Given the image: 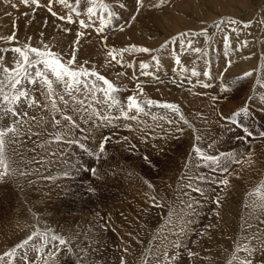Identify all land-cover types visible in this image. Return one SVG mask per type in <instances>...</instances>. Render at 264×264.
<instances>
[{
  "label": "rangeland",
  "instance_id": "1",
  "mask_svg": "<svg viewBox=\"0 0 264 264\" xmlns=\"http://www.w3.org/2000/svg\"><path fill=\"white\" fill-rule=\"evenodd\" d=\"M11 2H15L17 7L12 8L10 3L0 0V48L10 49L25 42L26 37H32L34 46L43 39L54 50L63 48L65 53L68 52L78 22L68 25L66 21L53 17L48 12L47 0H40L42 6L35 11L20 4L19 0ZM69 2L75 3V0ZM103 2L115 9L121 0ZM246 2L248 6L239 3L233 6L240 12L236 16L230 13V4L225 6L229 13L215 9L209 4H214V0H171V6L164 7L163 11L148 9L131 24L124 25L121 19L123 32L117 28L106 29L101 34L93 29L84 30L86 36L81 37L83 43L77 48L78 59L81 64L87 61L85 67H95L99 74L113 83L118 89L115 95L119 100L126 102L128 95L137 93L136 85L140 84L143 90L140 99L177 104L188 124L182 125L181 133H174V127L167 120H160L161 115L174 119V113L155 107L149 110L145 106L151 115L141 114L136 122L121 118L115 122L116 127L97 128L95 135L82 132L81 129L91 128V124L75 116L79 126L71 132L67 126L60 128L64 138L55 141L52 133L56 129L50 122L52 113L42 107L43 97L34 93L41 105L34 108L25 105L28 116L24 118L23 133L18 142L8 148L9 157L27 171V179H20L17 183L0 182V251L7 250L23 238L28 232L25 225L35 224L37 220L41 229L47 226L57 233L73 234L76 241L73 247L90 249L89 264L93 260L96 264H120L122 257L126 264H156L157 257H160L163 264L165 251L169 257L168 264H235L231 252L235 242L241 240L245 233L264 239V211L258 205L253 207L258 197L250 198L257 186L264 185V139L259 136L264 131V88L260 87L264 83V0ZM81 3L84 4L85 0ZM175 3L186 7H177L182 14L178 21L172 18ZM207 8L214 9L213 12L209 10L208 14H214L209 18L205 12ZM53 11L57 15H67V9L60 4H54ZM124 15L127 16V12ZM222 16L241 21L236 31L230 28L218 31L211 27ZM247 20L252 24L245 28L242 21ZM64 27L71 31L64 33ZM201 27L209 29L207 42L203 36L192 38V46L202 49L200 54L181 49L178 42L169 44L166 50H158L166 37L182 31L198 32ZM250 28L247 41L253 43L248 42L252 49L247 53L245 48L242 49L245 45L237 34L242 30L248 32ZM224 32L229 36L227 55L223 44ZM13 33L16 40L8 42L7 37ZM101 37L105 38V43L101 42ZM129 44L154 49L151 55L160 60L159 68L146 53H117L120 64L107 56L108 49L118 50ZM173 53L179 57L181 65L189 69L195 67L201 75L192 77L186 72L183 77L176 76L173 69L177 72L180 66L175 64ZM0 55H5L9 61L7 66H11V53ZM229 59L232 63L225 67ZM140 61L151 65L148 71L159 70V74L154 73L152 78L143 77ZM205 68L211 73L207 82L212 86L207 89L196 82L197 79L205 81L202 75ZM245 71L252 72V75L236 82L235 78ZM221 72L225 74L222 78L224 83L229 85V91L223 93L219 88L221 79L212 78ZM213 95L218 97L215 102L210 99ZM246 101L248 114L237 118L239 127L228 120H221L222 115H230ZM65 114L74 115L71 104ZM153 115L156 120L152 119ZM40 117L43 120L37 126ZM59 118L56 114V119ZM125 123L131 124L132 128H125ZM168 128H173V132H166ZM243 128L252 132V136L245 138L246 143L238 139L243 135ZM35 132L39 135H34ZM101 133L110 139L99 160L88 156L77 145L66 143V140L75 139L91 150L98 147ZM123 136L128 137L127 144L121 139ZM193 143L205 155L220 157L225 153L230 159L226 163L220 157L217 164L201 161L192 150ZM51 152L55 155H50ZM145 156L148 157L147 162ZM248 159L251 164L247 163ZM233 160L240 162L234 163ZM221 166H226L228 172L220 171ZM91 168H97V176L92 175ZM181 175L183 180L178 179ZM224 177L229 179L227 186L218 183ZM145 180L153 184L154 190L147 189ZM188 184L192 187H187ZM89 187L94 191L89 192ZM193 188H199L200 192L193 191ZM149 195L163 197L164 208H154ZM217 196L219 208L212 203ZM168 205L175 206L178 213L182 209L183 217L191 220L179 237V248L172 246L176 237L171 236L168 230H162ZM165 236L168 243L160 246ZM253 243L258 249L255 256L259 264L260 240ZM188 252L193 255L189 256ZM29 256L36 259L32 251ZM57 257L56 264H76L77 256L67 253L65 248L57 253Z\"/></svg>",
  "mask_w": 264,
  "mask_h": 264
},
{
  "label": "snow or ice",
  "instance_id": "2",
  "mask_svg": "<svg viewBox=\"0 0 264 264\" xmlns=\"http://www.w3.org/2000/svg\"><path fill=\"white\" fill-rule=\"evenodd\" d=\"M5 4H9L12 8H16L17 4L11 2V0H4ZM20 4L27 5L33 11L41 7L40 0H19ZM54 4H60L65 9H67V15L60 14L53 11ZM166 6H171V0H121L118 6L114 9L103 0H85L82 4L81 0H75V3H70L69 0H47L48 12L51 13L53 17L58 20H64L68 25L78 22V29L75 32V38L70 42V47L67 53L64 52L63 48L59 51L54 50L50 43H45L41 39L35 46L32 43V37H26L25 42L17 43L16 46L8 48H0V53H11L13 62L11 66L5 55H0V182L7 183L11 181L17 183L20 179H27V171L22 170V168L16 164V161L9 157L8 148L18 142V138L23 133V123L24 118L28 116V112L25 110V105L28 108L39 107L41 101L37 98L34 93H39V96L43 97L42 107L44 109L50 110L52 113L51 123L56 129L52 135L55 141H61L64 136L60 132V128L68 127L69 132L72 129L78 127V122L75 120V116H79L81 121H87L91 124L89 129H81L82 132H91L95 135L97 128H105L111 125L113 128L116 127V121L121 118L124 121H138L141 114L145 116L151 115L150 111L147 109H152L153 107L158 109H164L168 112L174 113V119L166 117L164 115L160 116V120H167L169 125L174 127V133H181L183 131L182 125H187L188 121L184 118L180 107L175 103L161 102L150 98L140 99L139 96L142 94V88L140 84L136 85L138 90L136 94H130L126 97V102H122L117 98L115 93L118 91L117 87L114 86L105 76L98 73L95 67L88 68L85 67L87 61L83 64L80 63L77 56V48L83 43L81 37L86 36L85 29H93L95 33H104L106 29L117 28L120 32L124 31V27L120 24L121 19H123L124 25L133 23L139 18V15L151 9L152 11L161 10ZM83 8V12L81 11ZM127 12V16L124 15ZM264 15V13H262ZM86 17L85 18H82ZM241 21L234 19L232 17H220L219 20L214 21L211 27L216 28L218 31H223L224 28H230L232 31H236V26L240 24ZM245 28L250 27L252 24L251 20L242 21ZM60 25H57L59 28ZM64 33L71 31L70 28L64 27L62 29ZM209 29L201 27L199 31H182L175 35H170L166 37L163 43L159 44L158 50H166L169 44L179 43L181 49L185 51H191L193 53L200 54L202 49L193 45V37L203 36L205 42L208 39ZM43 37V33L40 34ZM215 35V33H213ZM187 37V40L185 38ZM16 40L15 33L7 37L8 42ZM101 42L105 43V38L101 37ZM246 43V42H245ZM223 44L225 49V54L227 55V50L229 48V36L227 32L223 35ZM154 49L150 47L136 46L135 44H129L126 47L115 49L111 48L107 51V56L111 57L116 61L117 64L121 63L120 59H117V53L124 52H134V53H153ZM151 60L155 62L157 69L160 66V60L156 55H151ZM173 60L176 65H179V71L181 73L190 72L192 77H199L201 75L195 67L185 68L181 65V61L175 53H173ZM232 63L229 59L225 65L227 67ZM131 67V65H128ZM139 67L141 72L145 76H153V73L148 71L151 67L150 64L140 61ZM175 72L176 69L174 68ZM205 81H200L197 79V83L200 84L202 88H210L212 85L207 82L208 78L211 76L210 71L205 68L202 72ZM224 73H219L218 77H212L213 79L220 78L221 82L219 84L220 91H229V85H226L223 81ZM252 72L245 71L241 76L235 78L236 82L249 77ZM261 88H264V83L260 84ZM215 102L218 97L216 95L210 98ZM251 97H249V100ZM63 105V107L58 106ZM71 104V110L74 115L65 114V110ZM118 113V115H116ZM134 113V114H133ZM56 114H59V119H56ZM219 114V113H218ZM248 108L247 101L244 106L239 107L235 111H232L228 116H221V120H228L231 124H238V117L241 115L247 116ZM36 120L35 117H32ZM153 120H156V116H152ZM43 120L40 117L37 120V126ZM177 121L182 123L178 124ZM124 127L131 129L132 125L125 123ZM31 130V129H30ZM141 133L144 134V130L140 129ZM166 132H173V128H168ZM243 135L238 136V139L246 143V137L252 136V132L249 128H243ZM34 135H39L38 132L33 133ZM99 140V145L97 148L89 149L84 143L77 141L75 139L66 140L68 144H75L88 156H95L97 160L100 159L102 153L106 151V144L110 139L107 136H103ZM259 136L264 139V131L259 133ZM162 139L164 137H161ZM121 139L128 143V137L123 136ZM199 139V137H196ZM119 142V141H117ZM51 143V141H49ZM134 147V145H133ZM155 148L156 145L153 144ZM192 150L194 151L196 157L201 161H211L213 164H217L220 157H223L225 162L230 159L228 154L221 153L220 157L205 155L201 148L197 147L195 143L192 144ZM50 155H55V152L49 153ZM15 155V152L13 153ZM234 155V154H233ZM243 156V154H241ZM251 152H249V156ZM145 161H148V157H144ZM234 163H239V160H233ZM248 164H251L250 159L247 160ZM185 164V168H187ZM199 166V165H197ZM216 170L215 168L213 169ZM93 176L98 175L97 168H91ZM220 171L227 173L228 168L226 166H221ZM67 175V173H65ZM230 175V174H229ZM179 180H183L184 176L181 175ZM200 179H203L201 177ZM30 183V181H29ZM144 183L147 189L154 190V186L149 181L145 180ZM218 183L220 185L227 186L229 179L227 177L219 179ZM187 187H192L191 184L186 185ZM89 192L94 191L89 187ZM193 191L200 192L199 188H193ZM252 196L258 197L255 200L253 207L257 205L264 211V185L257 186ZM151 205L154 208H164L163 197L157 198L156 195L148 196ZM183 203V202H181ZM212 203L217 205L219 208V197L217 196L212 200ZM189 208L192 205H187ZM150 210V209H149ZM181 212H176L175 206H167V219L164 222L163 229L170 232L171 236L176 237L172 242V246L179 248L181 246V241L179 239L191 224L190 219H185ZM39 221L37 220L35 224L25 225L28 228V232L25 233L24 237L18 242L14 243L7 250L0 251V264H56L58 259L57 253L61 252L62 248H65L67 253L76 255V264H89L88 252L90 249L86 247H73L75 244V239L73 234H61L53 231L52 229L45 226L43 229L37 226ZM251 224L248 228L251 229ZM131 235V234H129ZM264 235V234H262ZM136 239L135 236L132 237ZM260 240L259 251L261 253L259 257V264H264V239L253 235H248L245 233L242 239L235 242L232 249L231 255L232 260L235 264H257V258L255 256L257 246L253 243L254 240ZM168 243V237L165 236L160 241V246H164ZM49 245L51 247H49ZM128 251L127 248L124 249ZM32 251L35 260L29 256V252ZM238 253H243V256H238ZM189 256H192V252H188ZM19 257V260H17ZM168 253L165 251L163 253V264H168ZM176 257L173 256L172 260L175 261ZM91 264H96L93 260ZM120 264H126L125 259L122 257L120 259ZM156 264H162L160 257H157ZM231 264V262H230Z\"/></svg>",
  "mask_w": 264,
  "mask_h": 264
},
{
  "label": "bare ground",
  "instance_id": "3",
  "mask_svg": "<svg viewBox=\"0 0 264 264\" xmlns=\"http://www.w3.org/2000/svg\"><path fill=\"white\" fill-rule=\"evenodd\" d=\"M178 1V0H177ZM215 1V3L213 4V3H209V4H211V6H214V8L215 9H222V12H225V13H229V11H230V13L233 15H239V10H237L236 8H233V6H235L237 3H239L240 5H244V4H246V6H248V4H247V2H246V0H214ZM202 2H204V1H202ZM250 2V1H249ZM204 4H205V2H204ZM227 4H230V6H228ZM258 4V3H257ZM195 5V4H194ZM228 6V7H230V10H228L225 6ZM177 7H182V5L180 4V3H175V5H174V7H172V10L174 11V13H173V15H172V18H173V20L175 19V20H179L180 18L179 17H181L180 15H182L181 13H179L178 12V10H177ZM184 7V6H183ZM182 7V8H183ZM237 7V6H236ZM186 8V7H185ZM185 8H183V9H185ZM204 8V7H203ZM202 8V9H203ZM209 10L210 11H212L213 12V10L214 9H211V8H207V10L205 11L206 13H207V16H208V18L209 17H211V16H213L214 14H208L209 13ZM221 12V13H222ZM196 13L198 14V15H200V12L199 11H196ZM242 14V13H241ZM253 14V13H252ZM200 17H202L201 15H200ZM166 18H168V17H166ZM170 18V17H169ZM247 18V17H246ZM211 19V18H210ZM166 20V19H165ZM137 24V23H136ZM135 24V26H137ZM140 25V24H139ZM134 26V25H133ZM238 27V26H237ZM135 30H136V28H135ZM138 30V29H137ZM143 30V29H142ZM246 30V29H245ZM251 30H252V28H250V29H248V32H245L244 30H242L241 32L239 31V33L237 34V37H240V38H242L241 40L244 42V45H245V47H242V49H244L245 48V50L244 51H246L247 53L252 49L249 45H248V42L249 43H251L252 41H250V40H248L247 41V38H249L248 36H249V34L248 33H250L251 32ZM250 31V32H249ZM145 33V32H144ZM150 35V34H149ZM150 37V36H149ZM154 37V36H153ZM120 38V37H119ZM145 38V37H144ZM151 39H152V37H150ZM147 39V38H146ZM153 40V39H152ZM154 40H156V39H154ZM158 40H159V38H158ZM246 42V43H245ZM150 43H153V42H150ZM253 43V42H252ZM251 43V44H252ZM257 43V42H256ZM138 45V44H137ZM156 45H157V43H156ZM241 45H243V43L241 44ZM256 48V47H255ZM86 49V48H85ZM243 51V52H244ZM93 53V52H92ZM7 58V57H6ZM192 58V57H191ZM8 59V58H7ZM189 59V58H188ZM12 60V59H11ZM186 61V60H185ZM193 62V61H192ZM195 64V63H194ZM164 66V65H163ZM222 70V69H221ZM157 71H159V70H155V69H153V71H151L152 73H153V75H154V73H156V74H159V73H157ZM175 73V75L176 76H181V77H183L184 76V74L183 73H181L180 71H179V69H177V72H174ZM190 73V72H189ZM143 77H144V75H143ZM150 77V76H149ZM153 76H151V78H152ZM175 77V76H174ZM185 77H187V76H185ZM189 78V77H188ZM145 79H148V77L147 78H145ZM176 79H177V77H176ZM179 79V78H178ZM124 85V84H123ZM154 88V87H153ZM138 91V90H137ZM206 93V92H205ZM183 96V95H182ZM192 96V95H191ZM164 102V101H163ZM231 102V101H230ZM180 104H182V103H180ZM37 109V108H36ZM191 110V109H190ZM154 123V122H153ZM154 127V126H153ZM32 170V169H31ZM241 194V193H240ZM35 223V222H34ZM158 240V239H157ZM203 245V244H202ZM109 250V249H108ZM138 251V250H137ZM31 255H32V253H31ZM211 256V255H210ZM215 257V256H214ZM213 258V257H212ZM218 260V259H217ZM216 260V261H217ZM213 260H211V262H212ZM215 261V260H214ZM96 262V261H95ZM202 262V261H201ZM230 262V261H229ZM216 263V262H215ZM186 264V263H185ZM202 264V263H201ZM213 264H214V262H213Z\"/></svg>",
  "mask_w": 264,
  "mask_h": 264
}]
</instances>
